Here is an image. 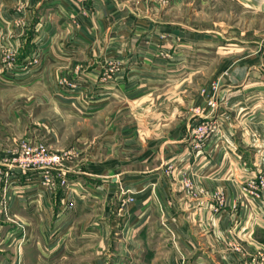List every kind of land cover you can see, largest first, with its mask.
Masks as SVG:
<instances>
[{
  "label": "crops",
  "instance_id": "obj_1",
  "mask_svg": "<svg viewBox=\"0 0 264 264\" xmlns=\"http://www.w3.org/2000/svg\"><path fill=\"white\" fill-rule=\"evenodd\" d=\"M5 1L12 2L0 0V9ZM31 1L42 2L47 12L44 17L54 19V26L65 33L72 27L67 20L69 15L77 13L79 24L73 28L89 39L59 43L58 47L64 45L75 57L81 51V58L85 56L84 60H88L92 74H99V67L111 59L137 66L134 70L122 69V75L117 76L121 87L131 78L157 82L162 78L163 66H169L172 74H180L178 68L172 70L179 60L190 66L189 74L195 73L191 64L196 63V56L200 57L198 44L192 38L195 30L179 26L177 20L178 6L183 0H173L167 6L161 0ZM230 1L237 4L235 9L222 6ZM218 4L219 18L229 17L231 13H235L236 20L240 17L239 24L234 20V24L226 25V21L219 20L218 35L211 29L203 32V44L209 46L213 36H217L218 52L224 53L225 62L214 77L221 83L217 98L225 115L223 127L228 136L211 137L202 152L192 148L190 137L181 138L183 126L172 132L166 130L174 137L170 133L160 137L162 143L155 141L156 147L149 150L145 145L147 139L143 142L141 138H126L121 164L116 165L113 159L103 169L95 163L86 170L83 166L68 169L75 192H64L59 187L54 193L40 184L38 171L18 173L12 181L3 177L0 179V264H109L116 249L117 256L122 257L121 264L183 261L185 264H264L261 261L264 220H259L253 204L243 202L237 184L223 179L242 174L243 161L249 163V172L264 167V155L260 157L257 148L260 139L264 145V106L256 109V102L264 105V43L258 27L238 26L243 18L237 13L242 7L244 12L264 14V0H219ZM230 30L233 36H228ZM178 36L185 45H179ZM141 70L147 76H141ZM122 95L129 97L130 93L123 90ZM243 113L250 115V119L244 122ZM244 127L251 130L249 139L244 136ZM152 128L157 134L165 133L159 124ZM172 157L176 166L167 187L164 169ZM181 168L195 181L203 178V185L194 186L193 191L182 189L178 183ZM122 179L137 192L136 203L128 213H117L119 190L116 188ZM158 182L164 184L160 204L167 205V211L165 216L158 213L157 217L156 212L151 213L146 207L147 198L154 192L151 184ZM220 183L227 184L224 190H219L226 194L225 201L215 202L212 191ZM83 186L91 190L104 187L106 200L95 197L84 200L72 195L78 194ZM167 198L170 201L166 202ZM215 207L222 212H213ZM136 219L141 230L131 234L136 224L130 226V223ZM118 228L122 238L115 236Z\"/></svg>",
  "mask_w": 264,
  "mask_h": 264
},
{
  "label": "rangeland",
  "instance_id": "obj_2",
  "mask_svg": "<svg viewBox=\"0 0 264 264\" xmlns=\"http://www.w3.org/2000/svg\"><path fill=\"white\" fill-rule=\"evenodd\" d=\"M218 1L183 0L178 6L179 26L195 30L196 35L192 38L198 44L196 49H199L197 53L200 55L195 57L196 63L191 64L195 73L189 74L187 70L190 66L179 60L172 70L178 68L180 74H172L169 66H163L162 78L157 82L141 81L143 80L141 77L131 78L124 87L118 83L117 76L122 75V69L127 67L134 70L138 69L137 66L134 67L130 63L126 66L122 60L111 59L107 65L99 67V74L94 75L91 66H88V60H84L85 56L81 58V51L75 57L69 53L71 50L64 48V45L58 47L59 43L89 39L85 33L73 28L79 24L77 13L69 15L67 20L72 27L65 33V30L54 26V19L44 17L47 12L42 2L31 0L3 2V9H0V157L20 158L26 145L30 148L43 146L48 153L62 152L66 160L60 170H65L68 184H60L59 176L56 174H53L56 186L48 187L40 180L39 182L52 189L54 193L59 187L69 193L70 190H74L75 185L68 175L71 166L77 168L83 166L86 170L89 165L95 163L103 169L113 159L116 165L121 164L125 157L123 141L126 138H141L143 142L147 139L145 145L149 150L151 146L156 147L155 141L161 142L160 137H165L170 131L183 126L180 129V133L183 134L181 138L190 137L192 148L196 152H202L211 137L222 139L227 137L228 131L223 127L226 123L223 118L225 115L219 109L217 98L221 83L218 78L215 79L222 62H225L224 53L218 52L217 36H213L209 46L204 45L203 32L211 29L218 35L219 20L226 21V25H232L234 20L235 24H239L240 17L236 20L235 13H231L229 17L219 18ZM172 2L173 0H161L163 6ZM222 6L232 10L237 4L230 1L227 4L223 3ZM239 8L237 13L242 14L243 23L238 26L258 27L261 31L259 36L264 43V14H252L249 11L244 12L242 7ZM228 34L234 35L231 30ZM178 38L181 43L179 45H185V42L180 40L181 36ZM141 72H143L141 76H147L144 70ZM211 78L212 80H209ZM123 90L129 92L130 96L123 97ZM212 101L218 106L213 107ZM263 106L256 102L257 110H261ZM243 115L244 122L251 117L247 113ZM155 124L164 129L163 135L161 131L155 133V128H152ZM250 131L244 127V136L248 139ZM170 135L174 137L173 133ZM262 141L260 139L257 145L260 157L264 155ZM244 148L246 149V146ZM165 165V182L169 187L171 180L169 178L173 175L176 161L172 157ZM249 168V163L243 161L242 174L235 175L238 178L235 179L231 175L223 179L237 184L241 189L240 196L243 202L253 204L259 220H264V167L253 168L252 172H249ZM179 172L181 177L179 175L178 183L182 189L193 191L194 186H202L204 183L203 178H197L198 181L190 178L188 172L182 168ZM55 173L60 171L56 170ZM125 182L122 179L117 184L116 189L119 190L117 213L132 211L131 205L136 203H128L132 199L130 195L137 199V192L134 188H128L129 184ZM151 185L154 192L147 198L146 208H149L151 213L156 212L154 215L157 217L158 213L165 216L167 205L160 204V201L162 202L160 191L164 184L158 182ZM96 187L98 188L91 190L83 186L78 194L72 195L83 197L84 200L91 197L106 200L104 187ZM225 187L226 183H220L213 189L212 199L215 202L225 201L226 194L219 191ZM193 195L197 196V193L194 192ZM168 201L170 200L167 198L166 202ZM151 203L152 206L155 203L154 208ZM213 212L218 214L222 209L215 207ZM144 219L147 220L146 216ZM136 223L137 219L133 220L130 226ZM132 228L136 229H131L129 233H138L141 225L136 224ZM115 232L116 238H122L119 228ZM262 241L264 242V235ZM236 249L240 250V247L237 246ZM117 253L116 249L109 264H119L122 261V257L117 256Z\"/></svg>",
  "mask_w": 264,
  "mask_h": 264
},
{
  "label": "built area",
  "instance_id": "obj_3",
  "mask_svg": "<svg viewBox=\"0 0 264 264\" xmlns=\"http://www.w3.org/2000/svg\"><path fill=\"white\" fill-rule=\"evenodd\" d=\"M211 104L213 107L218 106L215 101H212ZM65 157L62 152L48 153L43 146L41 148H30L26 145L20 158H17V156L5 157V159L0 157V179L7 176V179L12 181V178L17 177L18 173L27 174L29 171L36 169L40 171L39 180L43 185L48 187L56 186L53 174L59 176L60 184L67 185L66 172L65 170H60L65 165ZM56 170H59L60 173H55ZM130 197L132 199L128 203L136 202L135 196L130 195ZM263 260L264 257H261V261Z\"/></svg>",
  "mask_w": 264,
  "mask_h": 264
}]
</instances>
